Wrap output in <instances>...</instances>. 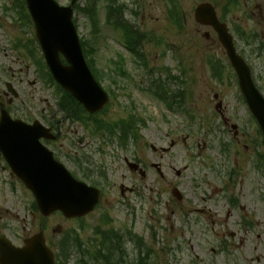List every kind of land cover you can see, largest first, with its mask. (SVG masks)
<instances>
[{
	"label": "rangeland",
	"instance_id": "1",
	"mask_svg": "<svg viewBox=\"0 0 264 264\" xmlns=\"http://www.w3.org/2000/svg\"><path fill=\"white\" fill-rule=\"evenodd\" d=\"M23 1L20 3L24 5ZM58 1L66 5L71 2ZM77 2L78 8H86L85 0ZM117 2L125 6L124 18L118 14L121 20L137 25L148 35L146 41H141L145 55L141 60L127 50L121 31L107 20L105 1L98 4V27L88 15L78 12V34L90 50L88 59L102 71L103 86L113 89L118 97L99 116L104 129L98 134L92 135L78 123L64 121L69 124L68 131L77 130L68 132L63 140L66 154L72 155L71 162H66V155L63 161L78 178L106 187L101 204L84 217L85 229L80 230L78 220L60 213L44 219L33 208V195L0 165V235L18 244L44 226L45 238L52 244L60 235L58 226L62 232L79 230L84 245L79 244L82 249L77 256L68 249V264H78L82 254L99 249L113 255L123 242L130 254L126 261L135 264L139 254L136 244L130 241V232L144 237L147 247L153 249L151 255L145 253L146 258H141L147 264H192L191 249L179 250L181 242L192 248L198 264H213L216 257L222 262L223 254L217 256L215 251H222L223 244L228 249L235 248L236 254L249 252L250 248L244 251V246L250 238L257 237L260 228L254 233L240 229L245 217L252 224L264 226V161L259 158V153H264L263 138L240 94L236 74L217 34L197 23L194 12L199 4L210 2L220 18L228 16L226 22L235 37L238 30L251 37L255 43L241 40L239 49L264 93V0H241L228 14L224 9L226 0H112V6H119ZM174 4L183 19V31L170 18L172 13L175 15V7L173 11L169 9ZM4 7H8L9 14ZM16 11L13 0H0V90L5 81L13 82L19 95L17 105L28 110L31 119L40 121L45 116L60 121L63 114L57 107L56 88L45 85L37 66L23 50L12 48L16 39L25 43L32 41L35 34L33 28L19 25ZM207 31L210 37H205ZM119 54L128 64L122 65L126 66V76L122 66L110 70L111 61L118 59ZM209 57L217 67L218 60L222 61L224 69L219 82L211 76ZM155 79H165L170 95L187 88L184 107L195 114L170 110L162 100L146 92V85ZM115 81L127 89L118 92ZM218 100L222 101V114L228 125L216 109ZM130 113L138 120L133 126L128 124V145L121 147L105 125L128 123ZM70 139L76 144H71ZM73 157L82 160V169ZM126 159L143 161L145 176L134 173ZM84 174L89 178L85 179ZM122 184L133 187L135 192L126 190L123 197ZM176 187L187 195L183 201L174 197ZM185 215L189 216L186 221ZM96 231L117 235L115 242L103 244V236ZM70 243L76 245V240Z\"/></svg>",
	"mask_w": 264,
	"mask_h": 264
},
{
	"label": "water",
	"instance_id": "2",
	"mask_svg": "<svg viewBox=\"0 0 264 264\" xmlns=\"http://www.w3.org/2000/svg\"><path fill=\"white\" fill-rule=\"evenodd\" d=\"M27 3L46 60L57 82L83 103L89 112L103 109L108 97L95 82L85 62L72 22V9L61 8L54 0H27ZM195 16L199 23L212 25L218 32L238 74L242 92L264 135V97L254 85L250 68L236 54L227 27L218 21L210 4L200 5ZM60 53L65 55L69 65L62 64ZM8 123L11 127H6ZM1 125L0 147L14 172L33 191L43 215L60 210L66 217H81L94 209L100 199L99 191L75 179L54 160L52 152L40 143L41 137L48 136L47 130L38 122L29 128L22 121H11L10 118H4ZM25 243L23 247H16L5 238H0V263L54 264L53 254L46 247L42 233Z\"/></svg>",
	"mask_w": 264,
	"mask_h": 264
},
{
	"label": "flooded vegetation",
	"instance_id": "3",
	"mask_svg": "<svg viewBox=\"0 0 264 264\" xmlns=\"http://www.w3.org/2000/svg\"><path fill=\"white\" fill-rule=\"evenodd\" d=\"M6 85V84H5ZM18 98H13L11 94L8 93L6 89L0 90V118L2 116V112L6 110L13 118H20L23 117L27 122H31V116L29 113L21 114V111H23V107L20 108V105H17ZM34 121V120H33ZM63 121V120H62ZM58 122V123H49L45 122V125L50 131L55 135L56 139H42V142L48 146L50 149L54 151L56 156L63 160V155H66V162H71L70 158L72 155L66 154V151L63 147V140H66V134L68 132H75V130L68 131L69 129L66 128V126L69 124H65L64 122ZM81 125V124H80ZM82 126V125H81ZM83 128V126H82ZM84 139H79V144H83ZM59 143V144H58ZM71 144H76V141L74 142L72 139H70ZM76 154H79V152H76ZM74 156V155H73ZM74 158V157H73ZM65 160V159H64ZM0 165H2V169L9 171L10 175L14 177L12 171L10 170L4 156L0 152ZM256 223V224H254ZM252 224V221H250L247 217L243 218L241 223V229L240 231H244L245 233L248 232H256V228H260L259 233L257 234V237H253L254 239H249V243L245 242L247 244L244 246V251H246L247 248H250L249 252L243 253L240 252L239 254H236L235 248L229 247V249L226 246V250L221 251L220 253H217L218 256L222 255L224 256L223 261H219L217 258V263L219 264H264V226L259 224L258 222H254Z\"/></svg>",
	"mask_w": 264,
	"mask_h": 264
},
{
	"label": "trees",
	"instance_id": "4",
	"mask_svg": "<svg viewBox=\"0 0 264 264\" xmlns=\"http://www.w3.org/2000/svg\"><path fill=\"white\" fill-rule=\"evenodd\" d=\"M101 1L102 0H85V2H86L85 7L86 8L83 9V11L86 13V15H88V17L90 18L92 24H94L95 27L99 26V20L100 19H99L97 11H98V4ZM105 2L108 4L110 21H112L113 20L112 18L114 17V19L117 20V21L115 20L116 24L120 23L121 26H123L125 28H128V25L121 20V17L118 16V14H122L123 15V12H124L122 7H121V5L118 4L119 6H115L114 7V6H112V0H105ZM235 2H238V1L235 0ZM128 32L127 33H128V36H129V40L131 42L137 41V43H138L139 42L138 41L139 35L137 34V32H134V30L132 31L131 28H128ZM139 39H140V37H139ZM65 99H66V110H67V112L72 113L74 115V117L79 120L81 118V113L79 111H82V113H84L85 110L67 92H66ZM87 117H88V119H91V116L88 115ZM81 119H83V118H81ZM114 236H117V235H112V236L108 235L106 237L107 242L108 243L110 241L115 242V239H114L115 237ZM68 239L76 240V243H78V242H80V235L77 232H75V231H74V233L72 235H70V234L66 235V237L63 239L62 245H61V250H62L61 253H62V256L66 255V262H65V260L61 259V260H59L58 264H67V261H68V257H67V246H68L67 242H68ZM121 239L122 238H120L119 240H121ZM75 248H76L77 252H79L82 249L81 246H79V245H75ZM74 250L75 249H73V251ZM116 256H118V258H115ZM127 258H128V254L126 252V248H125L124 242H123L121 245H119L118 247L115 248V251L113 252V255L108 253L106 257L103 256L102 257V261L100 260V258L98 257V255L95 252L94 253L88 252V253L84 254V256H82V257H80L78 259V264H92V263H94V264H128V262L126 261ZM135 264H147V263L143 260V262L139 261V263H135Z\"/></svg>",
	"mask_w": 264,
	"mask_h": 264
},
{
	"label": "bare ground",
	"instance_id": "5",
	"mask_svg": "<svg viewBox=\"0 0 264 264\" xmlns=\"http://www.w3.org/2000/svg\"><path fill=\"white\" fill-rule=\"evenodd\" d=\"M219 41L222 42L220 39H219ZM253 42H254V41H253ZM254 43H255V42H254ZM235 51H236V54H237L242 60H244V62H245V63L248 65V67L250 68L251 76H252V79H253L254 85L256 86V88L259 90V92H260V93L262 94V96L264 97V93H263L261 87L258 85V83H257V81H256V78H255V76H254V70H253V68L249 65V63H248V61H247V58H246L244 52H243L242 50H240L239 48H235ZM225 53H226V57H227V59H228V61H229V66L233 69V71H234L235 74H236L237 81H238V86H239V88H241V87H240V82H239L238 74H237L235 68H234L233 65H232V62H231V60H230V57H229L228 51H225ZM217 68H219V71H220L221 75L223 76V69H224V67H223V64H222V61H221V60L219 61V67H217ZM120 130H121L122 132H125V133H128V134H131V128H125V129H124V128H121V129H117L118 133H119Z\"/></svg>",
	"mask_w": 264,
	"mask_h": 264
}]
</instances>
